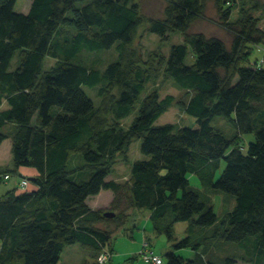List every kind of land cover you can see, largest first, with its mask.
<instances>
[{
    "label": "trees",
    "instance_id": "16d2710c",
    "mask_svg": "<svg viewBox=\"0 0 264 264\" xmlns=\"http://www.w3.org/2000/svg\"><path fill=\"white\" fill-rule=\"evenodd\" d=\"M214 1L233 34L230 47L220 37L189 31L204 16L205 0H167L161 17H146L135 0H32L28 12L15 10L17 0H0V144L11 137L14 166L39 172L30 180L36 189L13 188L0 198V264H58L65 246L77 242L100 252L138 208L151 210L154 230L175 241V249L193 250L190 257L167 252L168 264H236L233 256L206 258L196 230L215 226L218 216L190 184V173L208 189L236 198L214 236L264 264V48L258 63L249 61L252 51L241 55L244 46L253 50L264 43V29L250 16L229 21L233 7L227 5L237 0ZM68 19L74 32L62 29ZM145 24L165 40L180 31L185 42L173 44L167 56L145 59L134 45ZM115 44L118 58L104 69L80 58L83 50ZM189 45L192 64L186 63ZM46 56L57 64L44 69ZM162 73L191 92L183 106L194 123L155 124L175 96L151 90L125 127L122 119ZM84 84L98 87L99 104ZM216 116H225L236 133L228 136L212 125ZM9 123L14 130L6 133ZM244 133L255 134L246 149L240 142ZM138 139L147 158L132 163L127 180L108 179L118 157L127 160ZM222 159L226 164L217 177ZM103 189L114 192L115 217L87 203ZM178 221L189 222L181 240L174 236Z\"/></svg>",
    "mask_w": 264,
    "mask_h": 264
},
{
    "label": "rangeland",
    "instance_id": "374dc122",
    "mask_svg": "<svg viewBox=\"0 0 264 264\" xmlns=\"http://www.w3.org/2000/svg\"><path fill=\"white\" fill-rule=\"evenodd\" d=\"M140 5L142 13L146 17H161L164 16V9L167 5V0H135ZM32 0H17L15 4V10L18 12H28L30 9ZM206 8L204 16L196 19L191 27L190 32H202L208 36H217L225 40L230 47L233 40V34L222 23L221 12L218 11L214 0H205ZM232 5V14L229 21H236L243 19L244 17H252L259 27L264 29V0H237L227 6ZM71 15V14H70ZM62 29L68 32H74L75 26L71 19H68L62 25ZM184 34L180 31H173L168 35L167 40L161 38L155 33L148 31V26L145 24L139 28V33L134 41V45L139 48L145 59L155 58L156 60L161 56H167L173 44L184 43ZM264 43L254 46L253 50L251 44L243 47L241 55L246 57L249 55V61L253 64L258 63V60L263 55L262 49ZM188 55L186 57V63L192 64L195 61V56L192 47L188 46ZM19 56V55H18ZM18 56H15L11 62V69H14L18 63ZM82 61L86 62L90 66L105 68L109 62L118 58V52L116 50V44L110 49H99L95 51L83 50L80 53ZM58 62L57 58L46 56L44 62V69L54 67ZM261 65L264 63H260ZM85 92L94 100L96 104H99L100 97L98 96L97 86L83 85ZM157 90L161 97L167 94H173L175 96L174 103L156 120L155 124L160 125L168 122L175 123L177 126H189L194 123L196 118L186 113L183 106V102L191 96V92L180 87L172 78L162 73L157 79L151 80L142 92L135 110L122 119V124L128 127L133 119L137 116L141 102L143 98L151 91ZM8 107V104H5ZM212 125L221 127L228 136H232L236 133L234 126L228 121L225 116H216L211 121ZM6 133H11L14 130V124L9 123L3 129ZM255 139L254 133H244L240 142L246 149L250 141ZM13 139L11 137L6 138L0 145V171L3 174L10 173L9 179L0 180V198H3L11 187L16 188L17 191L24 189L20 188V176L19 169L14 166L13 153H12ZM147 158L141 152V139L134 140L128 150V158L124 160L123 157H118L117 162L114 165L112 175L115 178H119L121 181L127 180L131 171V165L135 160ZM81 162V159H76L73 164ZM71 164V166L73 165ZM225 160L222 159L220 167L217 170V177L220 176L224 167ZM2 174V175H3ZM26 176V175H25ZM28 177V176H27ZM190 184L199 189L204 198L209 199V203L214 207L218 216V221L215 226L212 227H200L196 230V236L205 241L207 249L206 258H212L216 261H222L227 256H233L237 259L236 264H254L252 258L247 254H244V249L240 248L234 242H228L220 238L218 235L214 236L218 227H224L227 221L228 212H230L235 204L236 198L226 192L214 191L208 189L201 182V179L197 173L189 174ZM31 185V183H30ZM27 190V189H25ZM24 190V191H25ZM206 198V199H207ZM103 209H111L110 203L102 207ZM105 226V223H101ZM188 221H178L174 224V236L181 240L188 233ZM145 240H148L154 251L163 255L165 263H167V252L175 251L177 254L190 257L188 253L193 254V250L190 248H174V242L168 239L166 233H159L154 230L152 221L150 219V211L147 208H138L127 220L124 228L113 237L108 247L113 248L112 258L104 264H148L140 258H136V253L139 252ZM77 248H81L80 244H76ZM68 249V248H67ZM65 250L61 256L63 262L72 260L75 256H79L76 252H69ZM96 264V263H95Z\"/></svg>",
    "mask_w": 264,
    "mask_h": 264
},
{
    "label": "crops",
    "instance_id": "0c3cea01",
    "mask_svg": "<svg viewBox=\"0 0 264 264\" xmlns=\"http://www.w3.org/2000/svg\"><path fill=\"white\" fill-rule=\"evenodd\" d=\"M5 106L6 105L4 104L3 107H5ZM38 174H39V172L34 167H20L19 168V175L36 176ZM112 178L120 180L119 178H115L112 174L108 176V179H112ZM37 187L38 186H37L36 183L31 182V185H29L28 189L25 190V191H31V190L36 189ZM13 188H15V186L11 187V189H13ZM22 191H24V190H22ZM22 191H18V192H22ZM113 197H114V192L112 190L103 189L98 194L89 196L87 198V203L89 204L90 207H92L94 209L102 208L106 204L111 203ZM149 211H150V214H151V210H149ZM77 243H73V244H69V245L65 246V248L63 249V251L61 253V256H62L63 252L67 248H68L67 250H69V252H73L74 251L79 256H75L74 259L67 260L66 262H63L61 257H60V260H59L58 264H95V263L97 264V255L99 253V250L94 249L93 247H90V246L82 245L81 243H79V244H80L81 248H83V249H79V248L76 247ZM0 248H1V242H0ZM188 255H193V254L192 253H188Z\"/></svg>",
    "mask_w": 264,
    "mask_h": 264
},
{
    "label": "built area",
    "instance_id": "2783aa9c",
    "mask_svg": "<svg viewBox=\"0 0 264 264\" xmlns=\"http://www.w3.org/2000/svg\"><path fill=\"white\" fill-rule=\"evenodd\" d=\"M263 61V60H262ZM11 177L10 173L3 174L4 179H9ZM31 181L27 176H20V188L28 189ZM112 251L108 247H103L97 255V263L104 264L107 263L112 257ZM139 258L147 262L148 264H164L165 260L163 255L154 251L147 240L144 241L141 249L137 253Z\"/></svg>",
    "mask_w": 264,
    "mask_h": 264
},
{
    "label": "water",
    "instance_id": "95a60500",
    "mask_svg": "<svg viewBox=\"0 0 264 264\" xmlns=\"http://www.w3.org/2000/svg\"><path fill=\"white\" fill-rule=\"evenodd\" d=\"M22 176H25V175H22ZM28 178L30 180H34L35 179V176H28ZM116 211L115 210H111V209H106L104 212H103V215L106 216V217H115L116 216Z\"/></svg>",
    "mask_w": 264,
    "mask_h": 264
}]
</instances>
